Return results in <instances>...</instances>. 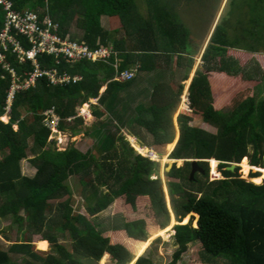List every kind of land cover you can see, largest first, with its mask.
Returning <instances> with one entry per match:
<instances>
[{
  "label": "trees",
  "instance_id": "trees-1",
  "mask_svg": "<svg viewBox=\"0 0 264 264\" xmlns=\"http://www.w3.org/2000/svg\"><path fill=\"white\" fill-rule=\"evenodd\" d=\"M11 1L16 10L48 13L61 36L76 38L92 48L109 45L110 33L100 20L102 16H116L133 43L128 48L122 41L113 42V49L119 51L117 70L136 62L141 70L147 62L155 65L175 54V64L183 70L181 79L186 80L194 64L193 55L200 49L175 10V3L181 0H144L147 18L138 13L135 0ZM72 24L81 30L80 36L71 33ZM261 39L258 36V41ZM253 57L262 64L264 74V53L249 45L235 48L227 31L215 26L201 54L202 68L195 69L188 86L190 111L181 110L177 115L179 136L168 154L173 159H198L203 172L195 171L190 179V161L184 160L179 167L172 165L165 174L177 181L166 182L167 204L159 162L139 154L130 156L131 148L128 153L122 151L124 143L119 134L124 121L114 93L133 78L114 80L112 57L108 62L80 60L70 64L61 60L55 64L53 56H39L43 68L54 66L81 79L49 84L41 77L34 86L15 92L8 121L0 119V218L11 216L23 234L6 249L0 242V264H98L104 253L112 264H129L150 234L165 228L171 214L178 223L173 227L176 249L169 264H175L194 240L201 245L198 264H264V179L255 184L239 177L248 169H225L230 162L263 164L264 96L256 97L261 80L242 71ZM242 60L245 62L238 64ZM7 61L19 75L31 68L29 62L19 63L13 57L7 56ZM103 84L106 87L99 94ZM9 85V74L0 64V116ZM182 88L179 84L170 102L134 107L131 120L151 135L153 149L164 147L175 137L172 118ZM91 98L97 99L90 105L91 115L99 119L94 127L84 126L79 116L66 121L75 115L76 106ZM49 109L60 118L59 130L69 129L74 135L82 129L83 134L94 138L95 148H83L79 140L67 143L62 150L52 148L50 131L43 123V113ZM102 116L105 119H100ZM196 119L214 125L216 133L191 125ZM210 158L213 168L218 161L217 170L223 178L209 179L203 159ZM22 159L34 167L32 176L21 173ZM257 175L249 173L250 177ZM72 177L77 180L87 214L97 215L115 204V212L122 215L120 226L105 235L95 221L74 208L68 183ZM140 197L147 198L152 214L125 219L126 214L136 212ZM189 213L197 215V226L191 224L192 215L187 223H180ZM26 233L40 235L37 246L45 249L48 242L49 249H36ZM11 254L20 255L23 263L16 262ZM132 264L156 263L139 256Z\"/></svg>",
  "mask_w": 264,
  "mask_h": 264
},
{
  "label": "rangeland",
  "instance_id": "rangeland-1",
  "mask_svg": "<svg viewBox=\"0 0 264 264\" xmlns=\"http://www.w3.org/2000/svg\"><path fill=\"white\" fill-rule=\"evenodd\" d=\"M135 2L140 7L138 13L141 15V17L145 18L147 16V7L145 5L144 0H135ZM175 10L177 11L179 20L184 24L185 27L189 29L191 36L195 39L196 42L199 39V41H202V39L205 38L209 30H212V27L219 26L227 31V34L231 39L232 43H234L235 48H238L242 45H249L252 46L254 50L258 51V53H264V0H181L179 3H175ZM102 23L103 25H106L107 20H102ZM113 23L114 22L112 21V24ZM71 27H75V25L72 24ZM249 30H252L251 34H253V37H251V34H249ZM73 33L76 32L73 31ZM258 36L262 38L260 41H258ZM238 62V64H240L245 61L242 60ZM247 62L248 61H246V63ZM198 67H200L198 69H201L202 65L200 64V66ZM261 68L262 64L257 58L253 57L249 60V62L245 65L242 70L245 76L259 78L261 80V84L256 87V97L259 99L264 96V74ZM188 80L189 79H187V81ZM95 103V98H91L88 100V102L76 106V112L78 111L82 113L81 115H79V117L83 120L84 126L92 128L94 127V125H96V121H99L98 118L96 119L89 113L91 112L90 105ZM188 111L190 110L188 109ZM106 116H102L101 119H105ZM2 119V121H7L8 118L7 116H3ZM130 124L134 125L132 129L130 127ZM191 124L214 134L217 131V128L214 125L204 122L200 119L191 121ZM58 132L62 135L63 138L64 136H66V143H68V145H71L72 143L74 144L79 140L82 143L83 148L89 146H93V148H95V145H93L94 138L87 137L85 134H83L82 129H78L77 133L74 135L70 134L69 129L59 130ZM147 133L148 132L146 130L138 128V126H136V124H134L133 122L123 126L119 134L122 137V141L124 143L122 144V151L128 153V149L131 148L132 152L129 154L130 156H133L134 154H139L143 157H149V147L143 152L139 151V148L137 149V147H135V145L138 147L142 146L143 143H145L144 141L149 142L150 137H148L149 134L147 135ZM52 134L56 137L58 135V133L55 132H53ZM176 140L177 139H173L172 143H169L157 150L155 149L159 153V155L156 153V158H151L159 162V176L161 179V187L164 192L167 204L168 196L166 192V182L177 181V179L171 178L170 176L165 174V172L167 171L166 167L170 162H172V165H175L176 167L182 166L184 164V159L181 158L175 160L173 158H170L168 155L173 149ZM49 142L51 143V140H49ZM66 143L63 145H59L58 147L55 146L54 143H52L51 147L62 150L67 147ZM31 156V153H29L28 151V157ZM245 160L248 163L247 158H245ZM203 161L207 163L208 168H211V158L203 159ZM237 165L242 170L241 167L243 166H240L239 163ZM217 166L218 161L214 170L217 175V179H221L223 178V176L221 172L217 170ZM243 168L248 170L244 175L243 173H241V175H239L240 178L245 179L247 181H252L255 184H260L264 179V173L255 171V169L251 168L250 165L249 168ZM20 170L22 174L27 176H32L35 172L34 167L29 164L27 159H22L20 161ZM250 172L258 173V175L254 177H261L259 182L256 183L251 180L254 177L249 176ZM208 175L210 180H214L216 178L211 175L210 170L208 171ZM153 177L155 176L152 175V178ZM68 183L74 195L71 198L74 208L79 212L85 214L88 218L95 221L100 231H103L105 235H108L113 228L120 226L122 222V215L119 212H115V204H111L97 215L89 216L84 209V202L78 194L79 185L77 184L76 178L72 177L71 179H69ZM137 207L138 209L136 210V212L126 214L124 218L134 219L137 217L148 216L152 214V210L148 204V200L145 197H140L138 199ZM20 214L22 215V212H20ZM190 215L193 216L191 224L192 226H195L194 222H196L197 215L194 213H189L187 216L184 217L185 221L183 222L182 219L180 223L188 222ZM177 223L178 222L174 219L173 215L171 214L170 221L165 226V228L161 229V231L160 229H157L156 232L151 233L150 236L144 242V245L140 248L141 250L138 252V254L136 253L135 258L129 264H132L134 260L139 256L147 257L153 263L156 264H169L170 262H172V255L176 249V245L174 243L173 238V227ZM19 228L20 227L12 221L11 216H7L6 218H0V242L4 249H6L10 243L20 240L22 238L21 236L23 234L21 228ZM26 237H29L31 243L36 249H49L48 243L45 249H40L37 246L36 241L42 239L40 235L26 233ZM64 238H61L59 241H63ZM64 242L66 243V245L69 243L67 239H65ZM200 249L201 245L198 240L190 242L187 246L186 251L180 255V258L176 261L175 264H198ZM11 256L14 260H16V262L23 263V259L20 255L16 256L14 254H11ZM98 264H112V260L110 259V256L107 253H104L99 259Z\"/></svg>",
  "mask_w": 264,
  "mask_h": 264
},
{
  "label": "built area",
  "instance_id": "built-area-1",
  "mask_svg": "<svg viewBox=\"0 0 264 264\" xmlns=\"http://www.w3.org/2000/svg\"><path fill=\"white\" fill-rule=\"evenodd\" d=\"M41 55L53 56L55 64H59L61 60L70 64L80 60L108 62L112 57L114 61L112 65L116 70L114 80L127 81L134 76V72L130 69L117 70L119 59L117 51L111 45L97 44L92 48L76 38L63 37L58 32L57 23L48 13L40 15L37 11L28 8L16 10L11 0H0V64L10 77L4 115L8 116L10 112V104L15 92L34 86L36 80L41 77H45L49 84H67L81 79L78 74L70 75L67 72H60L54 66L43 68L39 62ZM7 56L13 57L19 63L29 62L31 68L19 75L10 66ZM181 99L184 108L190 109L187 92L182 95ZM81 114L77 111L75 115L67 117L66 121H71ZM43 115V123L51 131L49 136L51 143L57 147L65 144L66 136L63 138L58 132L59 116L52 109L45 111ZM53 132L58 133L57 137L53 136ZM148 155L150 159L156 158L154 152H149ZM215 161L214 168L210 165L209 170L211 175L217 179L214 170L217 160ZM251 168L263 173L264 160L261 167L251 165Z\"/></svg>",
  "mask_w": 264,
  "mask_h": 264
},
{
  "label": "crops",
  "instance_id": "crops-1",
  "mask_svg": "<svg viewBox=\"0 0 264 264\" xmlns=\"http://www.w3.org/2000/svg\"><path fill=\"white\" fill-rule=\"evenodd\" d=\"M135 4L137 7V10L139 11V8H140L139 5H137L136 2H135ZM115 17L116 16H114V17L102 16L101 20H100L101 26L104 29H106L107 31H109V33H110V36H109L110 40L108 43H109V45L113 46L112 45L113 42L119 40V42L122 41V46H128V48H130V46H132V44H133L131 41V38L126 34V30H125V28H123L125 26H121L120 21L118 20L117 17L116 18ZM109 18H112L113 20L109 19ZM145 18H147V16ZM102 20H107L106 25H103ZM112 21L114 22L113 24H112ZM214 28L215 27H212V30H209V32L206 34L205 38L202 39V41H199L200 40L199 39L196 42L197 44L200 45V49L198 51H196L193 55L194 64H193L192 69H191L189 76L187 78V79H189L188 81H187V79L186 80L181 79L183 70L176 66L175 54H170V56L168 58H164L165 61L160 62V60H159L155 65L151 62H147L144 65V68L141 70H140V63L139 62H136L135 64H132V65H129L127 68H125V69H130L134 72L133 79L130 81V83L127 86L120 89L117 93H114V96H116L120 100L119 105H118L119 109H117V111L120 112V114H121L120 118L123 119V121H124L123 126H125L128 123H132L131 118L133 117L135 106H139V105H145L146 106L153 101H157V102L169 101L170 102V100L174 99L175 91H176L178 85L182 84L183 88H182V92L179 95V103H178V106H177V108L173 114V118H172L173 126L175 129V137H176V138L174 137V139H178L179 129H178V125H177V115L179 114V112L181 110H186L182 104L181 97L185 92L188 93V86H189L190 80L193 76V73H194L195 69L200 68L198 66H200V64H201L200 58H201L202 51L205 48L206 44L208 43ZM70 31H71V33H73V31H75L76 32V33H74L75 36H80L82 33L81 30L77 29L76 27H71ZM118 53H119V51H118ZM118 59L120 61V58H118ZM186 82H187V84H186ZM105 87H106L105 84H103L100 87L99 94H101L104 91ZM96 100L97 99H95V101ZM89 113L91 114V112H89ZM3 116H7V115H4V113H3L0 116L1 120H3L2 119ZM7 118H9V116H7ZM7 121H8V119H7ZM7 121H4V122H7ZM190 124H191V122H190ZM133 126L134 125L130 124L131 129ZM138 128H141V127L138 126ZM141 129H143V128H141ZM148 134L149 133H147V135ZM148 137H150L149 142H147V141H144L145 143L142 142L143 145L140 147L145 148V150L148 149V147H149L148 152H154L155 151L154 153L155 154L157 153L159 155V153L155 149H153V147L151 146V140H152L151 135L149 134ZM176 142H177V140H176ZM170 143H172V142H170Z\"/></svg>",
  "mask_w": 264,
  "mask_h": 264
},
{
  "label": "water",
  "instance_id": "water-1",
  "mask_svg": "<svg viewBox=\"0 0 264 264\" xmlns=\"http://www.w3.org/2000/svg\"><path fill=\"white\" fill-rule=\"evenodd\" d=\"M184 160H186V159H184ZM188 161H190V165H191L190 172H189L190 179L193 178V175H194L195 171L199 170V171L203 172V170L198 166V161H199L198 159H190ZM171 166H172V162L168 163V166L166 167V170L168 171V169ZM236 166H237L236 163L230 162V163L227 164V166H225V169L232 172V171H234V168ZM195 226H197L196 222H195Z\"/></svg>",
  "mask_w": 264,
  "mask_h": 264
},
{
  "label": "bare ground",
  "instance_id": "bare-ground-1",
  "mask_svg": "<svg viewBox=\"0 0 264 264\" xmlns=\"http://www.w3.org/2000/svg\"><path fill=\"white\" fill-rule=\"evenodd\" d=\"M85 112H87V111H85ZM85 115H86V114H85ZM135 147H137V149L139 148L138 150L141 151V152L145 151V148L142 149L140 146L138 147V146H136V145H135ZM135 147H134V148H135ZM135 149H136V148H135ZM212 159H213V158H212ZM177 160H178V159H177ZM168 161H169V160H168ZM239 165H240V166H243V167H246V168H247V167L249 168V164L239 163ZM250 166H251V165H250ZM263 173H264V171H263ZM260 178H261V177H254V178L251 179V180H253L254 182L257 183V182H259ZM249 179H250V178H249ZM251 182H252V181H251ZM184 221H185V220H184V218H183V222H184ZM183 222H182V223H183Z\"/></svg>",
  "mask_w": 264,
  "mask_h": 264
},
{
  "label": "clouds",
  "instance_id": "clouds-1",
  "mask_svg": "<svg viewBox=\"0 0 264 264\" xmlns=\"http://www.w3.org/2000/svg\"><path fill=\"white\" fill-rule=\"evenodd\" d=\"M117 55H118V51H117ZM86 103V102H85ZM84 104V103H83ZM48 129V128H47ZM50 131V130H49ZM51 134V131H50V133H49V135ZM148 158V157H147ZM149 159V158H148ZM151 160H153V159H151ZM155 161V160H154ZM237 164V163H236ZM238 166V165H237ZM252 166H254V165H252ZM257 167H261V166H257ZM209 171V170H208ZM257 172H259V171H257ZM261 173V172H260Z\"/></svg>",
  "mask_w": 264,
  "mask_h": 264
}]
</instances>
